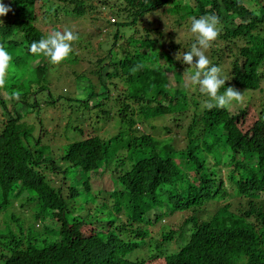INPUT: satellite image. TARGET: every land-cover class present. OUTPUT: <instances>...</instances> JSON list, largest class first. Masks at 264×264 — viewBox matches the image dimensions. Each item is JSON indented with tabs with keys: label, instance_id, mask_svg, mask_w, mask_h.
<instances>
[{
	"label": "trees",
	"instance_id": "obj_1",
	"mask_svg": "<svg viewBox=\"0 0 264 264\" xmlns=\"http://www.w3.org/2000/svg\"><path fill=\"white\" fill-rule=\"evenodd\" d=\"M4 3L12 11L0 17V45L12 62L0 87V264H264V149L237 125L259 95L264 128V1ZM211 14L220 31L206 55L224 87L246 97L233 111L209 110L207 96L185 87L189 66L176 59L195 42L191 17ZM67 20H97L100 33L114 26L96 47V32L83 31L87 41L70 54H93L82 60L85 97L53 95L50 74L66 61L53 66L29 52L48 26L63 32ZM255 77L257 90L249 87ZM61 99L75 119L53 126L56 144L48 111ZM83 110L96 116L86 126ZM160 116L167 125L157 139L148 125ZM100 178L110 188L92 189ZM82 225L88 231L72 233Z\"/></svg>",
	"mask_w": 264,
	"mask_h": 264
},
{
	"label": "rangeland",
	"instance_id": "obj_2",
	"mask_svg": "<svg viewBox=\"0 0 264 264\" xmlns=\"http://www.w3.org/2000/svg\"><path fill=\"white\" fill-rule=\"evenodd\" d=\"M264 1V0H261ZM246 6L253 8V3L248 2L245 4ZM47 6V4H46ZM162 19H165V15H161ZM107 19H110L111 22H116L117 19L114 16H109V14H107L106 16ZM97 20H91L90 21H82V20H71L68 22V20L66 21L67 23L63 24V25H67L68 27H63L65 30H71L73 31L75 34H77L79 36V39L77 41H74L72 44L73 47V51H76L77 47H75V43L77 44H82V41H87L86 37L84 36V32H96L95 36H93V38L91 39V43H89L92 47H96L98 45V43L100 41H105L106 43H109L110 39H107V37H109L107 35V33L110 31H112L114 29V26H111L109 29L108 28H103L101 27L100 29H102L101 33L98 32L99 31V27L97 25L100 26V22L97 24L96 23ZM147 26V25H146ZM184 26V24H183ZM183 26L180 27H176L175 32L179 31ZM161 27H163V25H161ZM168 27V26H167ZM48 32H51L50 30H52L51 27L48 26ZM84 31V32H83ZM83 32V33H81ZM167 33H169V36L172 35L173 33H170V31H167ZM166 33V34H167ZM84 36V38H83ZM167 36V37H169ZM90 39V38H89ZM181 43H185L181 40ZM83 45V44H82ZM104 45V44H103ZM84 47H82V49H80L78 52H76V58H73L70 56L66 61V63L59 67L57 69V72H52L50 74V81H49V85H50V92H52L53 95H59V96H71L73 95L74 97H85L87 96V94L90 93V83L86 80V78L89 76L88 72H89V64L87 63L88 59L86 60V62H83L82 60L84 59L83 56L89 52L90 50L85 49ZM104 51V48L102 47V52ZM95 54L99 55V53L101 54V51H99V49H97L95 52ZM89 55L93 56V54H91L89 52ZM102 55V54H101ZM100 55V56H101ZM104 72V71H103ZM83 73L84 77L82 79H78L76 78V75ZM170 75V74H169ZM91 76V75H90ZM104 77V76H103ZM92 78V77H91ZM86 80V81H85ZM93 80H95L93 78ZM257 80L258 78H251L249 81V87L254 88L255 90H257ZM261 87V86H260ZM262 87L264 88V81L262 83ZM41 92V91H40ZM44 95L47 96V94L43 91ZM253 93V92H252ZM259 95H257L258 97ZM254 95V98L257 100H253L251 101L250 107H246V113L245 115L238 121L237 125L238 128H240L244 133H246V135L250 136V142L254 143L255 140L259 141V146L258 148L260 150L264 149V128L263 126L260 124V121L258 120V112L256 111L255 107L256 104H258V99L260 98V96L257 98ZM262 97V96H261ZM243 101L246 100V97H244L242 99ZM57 108L55 107V109H53V111H48V115H52V131H54L55 137L53 138L52 143H54V141H58L56 144H59V142H62V140H59V138H62L61 135H59V130L53 128V126L55 125H61V123L64 125L67 117L70 120L69 122L72 123V120L75 119V117H69L67 112V101H65L64 99H61L60 102L56 103ZM246 105V104H245ZM231 111L234 110L233 106L230 105L229 108ZM85 110H83L84 112ZM85 115V120L86 122L83 124L84 126L88 125V119L91 117H96L94 115L93 112L91 111H85L84 112ZM71 116V115H70ZM34 116L32 114H29L28 116L25 117V121L28 123L32 122V118ZM42 118L48 119V116L46 114L42 115ZM80 117H79V122H80ZM34 122V121H33ZM116 120H114L113 124H116ZM167 117L165 116H160V118H156L154 120H150L149 121V125H152L154 127L153 132H152V136L154 138H160L162 136V131H164V127L167 125ZM144 124H147V122H145ZM80 123L76 124V126H82ZM87 128V127H86ZM54 129V130H53ZM91 131V130H90ZM112 131L111 128V124L108 123L105 126V134L108 135L109 132ZM73 138L72 136H70L68 139ZM65 139V138H64ZM72 140V139H71ZM64 142V141H63ZM84 181V180H83ZM109 180L107 178H100L99 181H94V179L91 181V187L92 189H99L103 188V189H108L110 188V184L108 183ZM82 185V184H81ZM79 202V201H77ZM25 223L27 226L29 225H33L35 223V219L34 217H32L31 215L28 214L27 218L25 219ZM46 223V222H45ZM78 230L77 232H72V233H79V234H84L83 232L88 231V229L82 225L80 227H75V230ZM150 263H157V264H163L162 259L161 260H156Z\"/></svg>",
	"mask_w": 264,
	"mask_h": 264
},
{
	"label": "clouds",
	"instance_id": "obj_3",
	"mask_svg": "<svg viewBox=\"0 0 264 264\" xmlns=\"http://www.w3.org/2000/svg\"><path fill=\"white\" fill-rule=\"evenodd\" d=\"M12 11L10 4H5L0 0V17L6 16ZM219 18L215 14L203 15L199 18L191 17L190 33L195 37V42L190 50L186 51L181 58V62L188 65L187 79L185 87L196 89L208 97L207 108L213 107L226 109L233 101L241 102L243 94L232 87L225 88L227 80L221 68L211 64L206 51L211 47L219 35ZM79 36L71 30H53L38 41L33 42L29 47V52L34 55H41L53 65H60L70 57L73 51L72 44L77 41ZM195 58V62H194ZM12 55L0 45V87L6 83V75L11 70ZM224 89L220 93V89Z\"/></svg>",
	"mask_w": 264,
	"mask_h": 264
}]
</instances>
